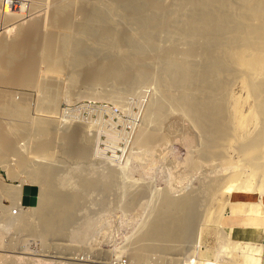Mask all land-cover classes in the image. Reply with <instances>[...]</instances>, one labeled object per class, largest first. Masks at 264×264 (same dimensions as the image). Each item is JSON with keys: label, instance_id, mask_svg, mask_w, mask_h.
<instances>
[{"label": "rangeland", "instance_id": "1", "mask_svg": "<svg viewBox=\"0 0 264 264\" xmlns=\"http://www.w3.org/2000/svg\"><path fill=\"white\" fill-rule=\"evenodd\" d=\"M17 1H20L19 3H22L23 5H25L24 13H23V11L19 10L21 13L20 14L19 11L17 12L16 9L14 10L12 8L14 10L13 12H15L18 16H15V17L9 16L8 18L6 17L5 20H6V22H8V24L9 23L10 24L15 23L16 25L15 24H13V25L9 24V26H11V27L6 28L5 31H4V29H1L3 27L2 25H4L3 22L5 20L4 19L1 20V18H0V29H1L0 30V39L8 41V43L9 42L13 43L17 40H20L19 41V43H20L21 41H23L25 39L24 37L26 36L27 32L32 33L30 31H33L34 33L37 34V38H35L36 50L39 49V51H42L41 48L43 47V49L45 51V49H46L45 47L47 46L45 44H47L46 39H47L48 33L50 35L53 30H50L49 26H51V24L48 23L49 21H46L48 19L42 20L43 22H45V23H42V24H44L45 28L43 26L40 27L41 22H39L38 19H40L39 17L45 18V17H47L46 15L50 14L49 13L51 11L50 0H45V1L44 0H36V1L35 0H17ZM76 1L80 2L81 0H75V6H73V7H77L79 4V2H78V4L76 5V3H77ZM107 1L110 2L111 0H107ZM159 1H162L161 3L163 5L164 4L165 5H171V3H175V2H179V1H183V0H179V1L178 0H158V4L160 5L161 3H159ZM217 1L218 0H216V2ZM226 1L228 2V0H225V2ZM238 1H241V2H239L240 4H238ZM244 1L243 0H237L235 2H237V4L242 7L244 5ZM253 1L254 0H252V2ZM216 2L213 1L214 4L212 5L211 4L212 1L210 0V4H209L211 6H214L212 9L210 8L211 10L214 9L213 10L214 12H216L217 10L219 11V9H220V8H218V6H216V8H215ZM229 2L233 3L232 0L231 1L229 0ZM260 2H261V0H260ZM260 2H258L259 5H260ZM263 2H264V0H263ZM258 3L256 6H258ZM175 4L177 5V3H175ZM178 4H180V3H178ZM182 4H183V2L181 3V5L179 7H181ZM235 4L236 3H234L233 4L234 6H232L233 8H231V11H230L231 13L229 12L228 9L227 10L229 13L227 12V10H225L229 14V15L226 14L229 17L228 18L229 20H227L226 22L229 21V23H233L231 17H234L233 18V20H234L237 17V15H242V13L239 14V11L243 12L242 8H240V6H237V4L235 6ZM253 5H252V7H253ZM30 6L32 7V9ZM38 6H40V8ZM246 6H247V2H246ZM246 6L244 5V7H246ZM256 6H254V7H256ZM263 6H261V8H259L260 7L259 6L256 9H258V10L260 9L259 11L262 12L261 9L263 8V10H264ZM165 7H167V6H165ZM237 7H239V8L237 9ZM34 8H36V9H34ZM176 8H177V6H176ZM208 8L209 7H207L206 9H208ZM234 8H236L237 10H239V9L240 10L237 12V10H235ZM249 8H251V5ZM40 9H42V10L44 9V10L41 12ZM188 9H189L188 11H191L190 8H188ZM248 9L246 10V12L248 11L246 15L250 16V14H248V13L251 12L253 9L252 8H251L252 10L251 9L248 10ZM76 10H78V9L74 8V11L72 10V12H75ZM183 10H186V7L184 9H182V12H181L182 14L179 13L180 16L177 14V16L181 17L180 22L182 19H184L182 16L186 13L184 11L185 13L183 14ZM208 10H207V13L209 12ZM232 10H234V13ZM243 10L245 11L244 8H243ZM255 10L252 11V13H255V16L258 14L260 15V14L264 13V12L258 13L259 12L258 11L256 14ZM37 11H40L41 13L38 12L39 13L38 14V13H36ZM220 11H221V9H220ZM235 11L237 12V15H235ZM76 12H75V14H76ZM78 12H79V10H78ZM171 12H173V11H171ZM171 12H170V14H172ZM222 12L223 11H221V13ZM79 13H81V12H79ZM125 13H127V15H128L129 12L125 11ZM190 13H188L187 16H189ZM130 14H131V12H130ZM133 14H136V13L134 12ZM230 14H232L233 16ZM243 14H245V12H243ZM78 15L79 14L77 13V17H78ZM125 15H123L125 18L124 21H126L127 19L128 20L126 22L120 21L119 24L117 22V25H116V26H118L117 29H119V28L125 29V27L127 26L126 28H128V29L130 28L131 31H134V32H132L134 34L135 33L136 34L141 33L142 31H144L143 28L146 27V26H144L146 24L145 18H144L145 22H143V17L142 18L139 16L135 17V18H138V20L141 19L140 21L143 22V24L145 23L143 25L140 22V25H139L138 20H137L138 23H135V22L133 23V21H136V19L132 18L135 20H131V19H129V18H131L130 15H129V18H127L128 16H125ZM172 15L174 16L175 14H172ZM168 16H170V15H168ZM260 16H259L260 18L264 17L262 15H260ZM80 17L81 16L79 15L78 18H80ZM120 17L121 16H118L117 19L118 20L121 19ZM184 17H186V15H184ZM211 17H212V15H211ZM242 17H244V16L242 15ZM246 17L248 20L249 19L248 16H246ZM252 17H251L250 21L252 20ZM47 18H49V15ZM188 18L190 19V16ZM253 18H256V17H253ZM19 19L20 20L22 19L23 21L22 20L20 21ZM129 20L132 21L131 23H133V24L128 23ZM255 20L251 21V22H255ZM38 22H39V24H38ZM182 22H184V20ZM6 24L7 23H5V25ZM45 24H46V26H45ZM228 25L230 26V24H228ZM228 25L227 26L225 25V26L227 29L226 31L229 32V30L232 27L231 26L229 27ZM232 25H234V23ZM21 27H22V29H21ZM227 27H229V28H227ZM53 28L54 27L52 26L51 29H53ZM139 29H141V30L143 29V30L141 32H138V31H140ZM170 29H171V31H170ZM178 29L179 28H176L174 26H170L169 30L160 31L161 33L156 30L157 32L152 37V39L151 40L147 39L144 42V43H147V45L145 44L147 47L146 52H145L146 48L144 50H141L133 44H129V45L127 44L128 47H127L126 43H125V46L123 43H118V45L117 44L112 45V44L101 42V40L99 41L98 39L95 40V42L93 40L94 38L93 39L91 38L93 41L91 39H88L92 36H89V37L84 36L85 38L82 36V39L85 40L87 38V41L90 40L91 42L88 41L89 44L93 43L92 45H94V48H96V49H94L92 47V45H87V46H89V48L87 49V52H86V50H84L85 52L84 51L82 52L83 54L85 53L84 55L82 54L84 56V57H82V59H80L81 58L80 56H82L81 51L76 52L78 55L80 53L79 56L78 55L75 56V54H73V53H75V51L72 53L73 55L70 53L72 51H69V53L66 52L65 55L69 54L68 57L66 56L67 60H69V61L66 62L65 58H64V60H65V63L69 62V64L67 65L68 68L66 67L65 63H63V64H61V62L58 63L59 67L64 66L63 69H60V68L58 69V66H57L58 64H56L57 67H55V64H53V66H54V70H53V67L50 66L52 63L51 64L49 63L50 65H47V61L42 60V59L41 60L43 62L39 61L40 60V56H39L40 52L38 53V50H37V51H35L37 53L35 54V52H34V55H33L34 58L37 59V61H38L37 62L36 60H34L36 71H32L33 72V80H31V82L28 84L20 85L18 83H15L16 84L15 85L14 83L12 84L9 82L10 78L15 76V75L16 76L20 75L23 77V74L24 75L26 74L27 71L23 72V71H20V69L18 68L19 63H18V66H16V64L12 66V69L14 68L13 70L18 72V74L15 71L12 72V69H7L9 71L5 70L7 72L4 71L5 77L8 78L9 80L6 81L5 83L0 82V99L3 98L1 100V101H3L5 98H7V99H5L6 101L4 100L5 102L3 101L4 103L3 102H1V103L7 104V106H8V104L10 105V103H11V105H10L11 107H12V105L14 107V104L21 105L22 103H24L23 106L25 107V105H26L25 108L28 109V110L24 109V107L21 105V107H23V109L26 110V112L28 111L27 112L28 114H26V116H28L27 119H26V116L24 117L27 121L23 118L24 119L23 121H25L28 124L27 125L25 123L28 126V128L26 126L28 131L27 132L25 131V134L24 133L20 134V137L17 138L18 140H16L17 144H15V145L18 147H21V150L23 149L26 152V155H27L29 162L27 163V165H25V166H27L26 168L28 170L25 169V166L19 164L21 167L20 168L21 171H20L19 165L17 164L19 162L17 161V163H16L15 160H17V157L14 155V153H13V155H12V153H10L11 155L10 154L6 155L5 157H3L4 159L0 160V191H1L0 192V264H136V263H139V264H244V258H243L244 255L243 254H245V253L247 254L248 252H250L252 245L260 247V251L255 253V258H259L258 259L259 264H264V192H260L257 190L258 184H260V183L264 184V169H263L264 168V165H263L264 164V145H262L263 146L262 147L263 150H262L260 145L263 143L259 144L260 148L258 147L259 148L258 150L260 152H258V151L257 152L262 154V152H261V150H262L263 155L259 154L258 155L259 157L256 155L257 158L255 157V159L257 160L260 168H258V170L256 169L255 171H254L255 166L253 165V163L255 162V159L253 158L254 159V161L252 160L253 162H251V160L250 161L248 160L249 162H247L246 157H244L245 155L242 154V152L244 153V150L242 151L241 150L242 148L240 147V146L243 147V145H244L242 142L243 140H244V142L245 141L248 142L247 139L245 140V138H247V137L252 138V135L255 136L254 138H256V137H258V133H260V131H261V133L264 134V130H263L264 129L263 128L264 127V116H263L264 115V113H263L264 107H262L264 104L263 103L264 102V100H263L264 95H262L263 92L261 94H259L261 97H263L262 98L263 101L259 102L257 100H260L261 98L259 96L255 97L256 95H258V93L255 92L256 95H254L256 100L253 97V94H250L252 91L251 89H253V88L249 87L250 82H252V81L249 82L248 78L251 79L253 77V74L251 77L245 78V76H247V74L249 72H246V74H245L244 72L246 70L243 71V70H241V68H238V67H237V69L240 71V73H242L243 77L241 74H238L239 73L238 71L233 72L234 69H231V68L236 67L237 66L236 63H235V66H232L231 68L228 67V69H230L231 72H229L230 70H225L229 73V75H231L230 73H233L232 74L233 76H231L232 79L230 78V76L229 77L227 76V74H228L227 72H226L225 76H226V78L228 77L229 79L225 80L226 78L225 79L222 78V77H225L223 75V73L225 74V71L222 72L221 67L218 70L220 72H217L218 76H219V73H222V74H220L221 77L219 76L221 80H219V78H217L218 84L220 81V84H219L220 86L219 85L218 86L221 90H219L217 87V91L215 90V93L221 92V95L224 97V98L222 97V100L224 99L223 101H225V102L223 104L222 103L221 104L224 106V107L223 106L222 107L224 108L223 111H225V112H222V113L227 114L226 121L229 120V122L227 121V123H229V124L231 123L232 125L230 124V126L231 127L233 126L230 129V127H228V125H226V127H228V129H230V131H229L230 133H227V131H226L227 136L231 134V137L228 136L229 138H227V139L224 138L225 141L223 139V142H222V138L220 141V139H219L220 136L216 135L218 133L217 132L218 130L215 131V132H217V133H215V136L218 138V140L221 143H223V144H221L218 141V144L220 145L219 146L217 144L218 147H216L217 145L215 146V143H217V142H215V143L213 142L215 138L211 137V136H213V133H214L213 130H216L215 129L216 126H215V128H214V126H212L213 127V129H211L212 132L208 128V130L212 134L207 133L206 127L204 129L205 131H203L204 127L201 128L200 125L202 123H204V125L202 124L203 126H207V127L211 126L210 125L211 119L210 120L204 119L205 121L209 120L208 122H206L209 126L207 124L205 125V122L202 120H201V124H199V122H195L196 120L194 119V117H192V115H189L188 113H186L185 105L182 104L183 102L180 101L181 97L178 96L180 91L175 89L176 87H174L173 89L170 88L172 91L169 89H166V90H168L166 94H165L166 90L160 91V88H159V92L164 93L166 97H167V94H169V97L172 94L173 99L171 96L170 99L172 101L171 100L168 101L170 103L166 102V105H168V107L165 106V111L161 115L160 120L157 119L159 121V124L157 122L158 126H156L157 125L156 122L151 123L147 120V115L149 114V110L151 111V109H152L151 105L156 100H158V98L155 101L153 99V98H155L156 95H157L156 97H158V95H159V94H157V93H159V92H157L158 91L157 82H156L155 78H153V77L157 76L156 74L160 75L159 73H161V70H162L161 68H163L162 64H164L163 61H165V59L163 60L162 57L166 58L167 56H170V57L171 56L175 57V55L178 56L180 49L185 47V46L183 47V44L181 45V42H178V40L181 41V39L177 38V37H180L182 35L184 37V35H186V33L184 30H183V33H181L182 32L181 27H180L181 30H178ZM118 31H122V30H118ZM231 31H232V29H231ZM3 32H5V33H3ZM171 32L173 34H171ZM228 32H226V34ZM38 33H39V35H38ZM72 33H74V32H72ZM163 33H165V34H163ZM168 33H169V35H168ZM36 34H35V37H36ZM65 34L70 35L71 32L70 33L67 32ZM174 34H176L177 36H175ZM230 34L232 36V33H230ZM230 34H227V35H230ZM22 35H23V37H22ZM227 35L225 36L226 38H228ZM19 36H21V38H19ZM231 36H229V37H231ZM78 37L76 34L75 38H78ZM154 37H155V39H153ZM22 38H24V39H22ZM48 38H49V36H48ZM80 38H78V39H80ZM162 38H163V40H162ZM183 39L188 40L187 35H186V38L184 37ZM153 40H154V42H153ZM164 41H166V42H164ZM185 41L186 40H183L182 43H184ZM84 42H86V40ZM88 42H86V43L88 44ZM150 43H153V44H150ZM166 43H168V44H166ZM157 44L160 46H158ZM161 44H163V45H161ZM225 44H224V46H226ZM262 44L264 46V40H263V42L261 41L260 45H262ZM122 45L124 46L125 50H127L131 53L125 51L123 49ZM234 45L235 44H233V47H234ZM90 46L95 50V52H92L94 50H92V48L90 49ZM98 46H99V48H98ZM132 46H134V47H132ZM263 46L257 47V48H259L258 50L260 52L262 51V50H260V48L263 49L264 48ZM158 47H159V49H158ZM226 47L227 48L229 47L228 44ZM233 47L231 46V48L229 49L230 53L235 51V49ZM236 47L237 46H235V48ZM253 47L255 48L256 46H253ZM176 48L179 50H176ZM89 49H90V53L92 52L95 56L93 54L90 55V53L88 52ZM138 49L140 50V52L141 51L145 52V54H146V55L144 54L145 57H148L147 55L150 56V58L149 57L148 58L151 61L145 57H144L145 58L144 60L148 59L150 62H153L155 58H157V59H155L156 63L154 62V63H152V65L150 62H149L150 63V65H149V63L147 61L143 60V62H146L148 64V65L145 64L143 66V70H144L146 76L144 75V77L141 78V80H136L137 81V82L135 81L136 84L133 82L132 83L133 86L130 89H128L126 87L127 86V85H125L126 83H123L121 80H118L119 77L117 78V76H114L115 78H113V76H111L110 77L111 80L108 77L107 78L108 83H106V81L104 80L105 79L104 77H103V81H102L101 79L97 78L95 76V74H93L94 76H91L92 72L94 71V70H92V69H94L93 68L94 66H92V65L97 66L99 64V66H100V63L101 62L104 63V61H105L104 64L106 65V62L111 60V56H115V57H116V55L117 56H122V55L123 56H125V55L130 56L132 54V52H133V54L131 56L132 57L136 56V54L139 53ZM162 49H164V50H162ZM231 49H232V52H231ZM258 50L256 52L260 53V52H258ZM247 51H248V53H250L253 50H252V48H251V50H248V48H247ZM120 52H121V54H119ZM86 53H88V54H86ZM263 53L264 52H262V54ZM70 54H71V57L73 56V58L75 57V59H76V57H78L80 60L76 59L78 61H75V59H74V62H75L74 63L72 60L73 58L72 59L70 58ZM110 54H112V55L110 56ZM35 55L37 57H35ZM65 55H64V57H65ZM85 56H87L86 58H88V59H85ZM101 56H102V58H100ZM108 56H110V57H108ZM159 56H161V57H159ZM231 57H232V55H231ZM83 58L85 61H83ZM228 58H229V54H228ZM86 60H88V61H86ZM231 60H232V58H231ZM231 60H229V61L231 62ZM44 61H45V63H44ZM53 61H54V59H53ZM227 61H228V59H227ZM70 62L71 63L73 62V65H71ZM79 62H81V65L84 63L85 64L81 66L80 64H78ZM98 62H100V63H98ZM110 62H107V63L109 64ZM143 62H141L142 65H143ZM76 63L78 65L77 67H79V68L76 67L77 69L74 68ZM104 64L103 65L101 64V66H104ZM190 64H193V63L191 62ZM228 64L234 65V63H232V62L228 63ZM195 65H197V64L195 63ZM91 66H92V68H91ZM146 66H148L149 68ZM206 66L207 65H205V67ZM80 67H82L83 69ZM226 68L227 67H225V69ZM16 69L17 70L19 69V70L17 71ZM79 69H82V71ZM86 69H87V72H86ZM237 69L235 68V70H237ZM223 70H224V68H223ZM84 71H85V73H84ZM146 71H149V73ZM150 71H152V72H150ZM154 71L156 72V74H154L155 73ZM89 72H91V74H89ZM165 72H166V74H165ZM170 72H171V68L168 69L167 71H164V73H163L164 74L163 79H164V82H166V83H168V78H169ZM11 73H13V75ZM147 73H148V75H147ZM149 74H151V75L154 74V76L151 77ZM250 75H251V72L249 73V76ZM237 76H238V78H237ZM255 76L256 75H254V78H255ZM70 77L75 78L76 81L73 82ZM87 77H89V78H87ZM239 77H241V78H239ZM92 78L94 80L96 79V82H94V80ZM144 78H147V79L144 80ZM150 78H151V80L153 78L154 82H153V80L150 81ZM254 78H252V80ZM75 79H73V80H75ZM89 79L90 80L92 79L93 81L92 80L90 81ZM222 79L225 81H222ZM245 79H247V80H245ZM257 79H258V77H257ZM142 80H144L145 82ZM99 81L103 82V83L100 82L102 85L99 83ZM111 81H112V83H111ZM138 81H140V82H138ZM92 82H94V83H92ZM253 82H254V80H253ZM105 83H106V85H104ZM221 83L224 85H222ZM252 83H251V85H252ZM17 84H18V86H17ZM134 84H135V86H134ZM153 84H155V85L153 86ZM246 84H248V85L246 86ZM45 85L46 86L50 85V86H47L48 87L47 88ZM189 85H190V83H189ZM44 86L47 89L44 88ZM195 86L197 87V85H195ZM91 87H93V88H91ZM124 87H126V88H124ZM128 87H130V85ZM190 87H192V84ZM247 87H249L248 90H247ZM49 88H51V90ZM188 88L189 87H187V89ZM194 88L192 87L191 90L193 91ZM222 88H224V89H222ZM43 89L45 91H43ZM156 89H157V91H156ZM56 90H57V92H56ZM189 90H190V88H189ZM168 92H171V93H168ZM50 93H51L50 96H55V97L58 96L57 101H59V103H57V101H56L55 104L57 103L58 105L56 104L57 107L54 106V108L55 107L57 108L56 110L53 109V107L50 108V106L45 104L44 100L46 99V101H47V99L50 96L49 97L47 96L48 98H45V97H46V95H49ZM57 93H60V94H57ZM218 93H216L217 97H219V96L221 97V95L220 94L218 95ZM42 96L44 97V100H43ZM206 96L208 98L207 94H205V98H206ZM10 97H11V99L12 98L13 99L9 100ZM202 97H203V95H202ZM40 99H42V101ZM8 101H10V102H8ZM6 102H8V103H6ZM12 102H15V103H12ZM39 102H41V103L43 102L47 106H44L43 104H41ZM259 103H263V104H261V107H260ZM227 105H228V107H225ZM253 105H254V107H252ZM256 106H257V108H258V106L261 109L263 108V110H261L260 108H258L259 110H257ZM44 107H45V109H44ZM148 107H149V109H148ZM194 107H196V106L194 105ZM235 107L239 112L236 111ZM248 107H249V109H248ZM225 108H227L228 110ZM46 109H48V110H46ZM51 110H52V112H51ZM226 110H227V113H226ZM55 111H57V112H55ZM170 111H171V113H170ZM235 111L238 113L235 114L236 113ZM261 111L263 113L262 115L257 114V113H261ZM255 112L257 115L255 114ZM3 113H5V112H3ZM3 113L0 110V119L2 120V121H0L1 123L11 124V123L17 122L18 118L17 119L15 118V120H14V118H10L6 113L5 114H3ZM241 114H242V116H241ZM58 115H60V116H58ZM258 115H261L262 117L261 116L258 117ZM164 116H166V117H164ZM221 116H222L221 122L223 121L226 123V121H224L225 118H223L225 115L224 116L221 115ZM228 116L231 118H229ZM9 118H10L11 123L9 121ZM242 118H243V121H245L244 118H246V122H247L246 125L247 126L245 125V122L243 123L245 125L246 129L244 127L242 129L238 125V123H239L238 119L242 120ZM252 118H254L255 120ZM11 119H13L14 121ZM39 119L48 120V122H50V123L53 120H54V122L56 121V123H54V126L56 128H54V126L52 125L53 127H51V129L52 128H54V129H52V131L50 129V132H51L50 138L52 139V142H54V143H51L52 145H50V147H49L50 148L49 152L45 151L41 154V156L39 155L40 153H37V151H35V148H34L36 141H38L39 138L41 139V137H42L40 135L41 132L38 134L37 130L34 128V127H37V122H39ZM211 121L213 123V120H211ZM154 124H156V125H154ZM235 124L239 126L238 132L235 131L237 129V126ZM66 126L68 127L67 131L70 130L69 133L65 132ZM84 126H85V129L87 128L86 129L87 133L89 134L92 142L95 141V143L94 142L92 143L93 144V147H92V149H93L92 156L93 157L91 156V160L90 159L89 160L84 159L85 163L80 162L81 160L83 161V158L82 159L80 158L81 156L79 157V156H77V154H75V156H74V154H73L74 152H76L75 150L77 149V144H78V142L76 140L77 138H75V137H77V136H75L76 132H78V129H80V127L82 128ZM198 127H200L201 129H199ZM145 128H146V130H148L147 131L148 133L147 132L146 133L150 137L149 138L148 136L147 137L143 136L144 138H149V140H150V141L148 140L149 142L146 140L148 142V143L145 142V146L147 145L146 147L135 144L137 138L142 135L141 132L145 133V131H146ZM234 128H235V130H234ZM260 128H262V129H260ZM150 129L153 132L156 130L158 132L157 135L155 132L154 133L151 132V134L153 133V135H151L149 132ZM228 129L225 128V130H228ZM232 129L235 131V133H238V135L236 134L237 137L235 135H232V134H234L231 131ZM33 130L36 131V133L33 132ZM88 130H89V132H88ZM141 130H144V132ZM159 132L161 133V135H163L162 138H160L161 135H159ZM32 133H34V134H32ZM224 133H225V131H224ZM64 134H66V135H64ZM138 134H139V136H138ZM147 134H145V135H147ZM154 134L158 137V139L160 138L161 141H160V139L159 140L157 139L155 141L152 140L151 137L154 138L155 137ZM206 134L210 137H207ZM263 134H262V136H261V134H259V136H261L260 140L262 138V140L260 142H264ZM39 135H40V137H39ZM233 136L236 137V140H234ZM243 137H244V139H243ZM140 138H138V139H140ZM210 138L213 139L212 142L209 141ZM239 138L241 139L242 143L239 141ZM248 139H250V138H248ZM216 140L217 139H215V141ZM251 140L252 139H250L249 141H251ZM156 141H157V143H156ZM163 141H164V143H163ZM237 141H239V142H237ZM159 142H161V143H159ZM208 143L210 144L209 147L211 146L210 148H213V149L217 148V149L212 150V149H209L208 146L204 145V144L208 145ZM213 143H214L215 147L213 146ZM53 144H54V146H53ZM237 144H238V147L241 149L236 147ZM225 148H226V150H225ZM208 149L210 151H208ZM213 152H214V154H213ZM238 154H239V156H238ZM74 157L75 158L79 157V158L75 159ZM5 158L8 161H6ZM42 159H44V160H42ZM77 160H79V161H77ZM229 160H230V162H229ZM257 162H255V164ZM38 163L42 164V166L44 168H42V166H40L41 167V170H40ZM46 164L49 166L52 165V167H53L52 171H53V169L56 171L58 169V170H61L62 173H64V172L65 173H69V172L74 173V172H79V171L84 170V172H86L87 174H91V176L94 175L95 177H97L101 171L105 172L107 170L108 171L110 170L111 172H115L114 174L117 173L118 175L119 174L120 175H119V177L117 174L115 175L116 181L114 179L115 183L109 192L107 191V192L103 193V192L99 191L98 188H95L94 192L91 191L93 194L91 192H89V193H91V194H88L89 196L87 195V198H89V200L86 198L87 201H85L82 204L83 206L81 205L79 207L80 210L81 209H83V210L77 211L78 212L77 215H79V216H76V219L72 220V222L74 221L73 223H71L72 226L70 225V223L68 225H66V227L69 225L70 226L67 228L65 227L66 231L63 230L64 234H62L63 233L62 232V233L57 234V236L49 235L50 237L43 236V238H42V234L40 235L39 233H37V230H39L38 229L39 228V223H38L39 220L37 217H34V218L37 219V220L35 219V221L38 224H35L36 222L33 221V219L31 220L32 225L34 224V225L38 226V228H36V232H34L35 230H33L34 234L31 233L32 230H29L30 232H28V230H26L27 232H25L23 230L24 231L23 232L20 227H19L20 229L17 228V226H19V224L17 225V222L18 223L20 222V221H17L18 216L20 214V208H18V206H14V202H13L12 198H10L9 196L7 197V194L3 193V189L5 192L8 190V188L17 187V186L21 185L22 182L23 183L25 182L26 184H28L30 181L29 180V178H30L29 172H31V170H33L35 168H39L38 170H40V172L44 169H45L44 171H46L47 169H49L48 167L44 166ZM192 164L193 165L195 164V165L193 166ZM81 165H83V166L81 167ZM22 167H24L23 170H22ZM80 167L83 169L81 170ZM93 167H95V168H93ZM109 167H110V169H109ZM261 167H263V168H261ZM26 170L29 174L28 176H27V172H25ZM38 170L35 169L34 172L38 171ZM50 171L51 170H49V172ZM93 171L96 174L95 173L93 174L92 173ZM238 171L241 172L242 176L238 177L239 179L238 178L234 179L236 176H240V175H237L239 173H236ZM118 172H120V173H118ZM234 172L236 175L233 174ZM54 173H55V171H54ZM56 173L58 174V172H56ZM251 173H253V174H251ZM57 174L55 175V177L57 176ZM233 175L235 177L231 178V176H233ZM55 177H53V179L51 178L53 180V181L52 180L51 181L54 182L52 186L57 187V184H58V188L60 190H61V188H63V189L68 188V187H66V185L63 182L60 183L61 181L65 182L64 176H63L64 180H63L61 175H59V177L58 176L56 177V179L61 178V179H59V181L57 180L58 183H56V180H54ZM247 179H248V181L249 180L252 181L251 182L253 185L252 189L250 191H241L240 193H239V191H236L235 189H238L241 186L240 183H242L244 180H247ZM230 180H232V181H230ZM238 181L239 182L241 181V182L239 183ZM65 183H67V182H65ZM116 183H117V185H116ZM59 185L60 186L63 185V186H61V188H60ZM117 186H118V188H117ZM211 186H212V188H211ZM230 186H232L231 190H230V188H228ZM254 188H255V190H254ZM167 190H168L169 194L173 195L172 199H174L176 197L177 198L183 197L186 194H187V196L189 195L190 197L192 195L193 199L196 197L194 199V203L196 202V204L195 205L193 204V209H195L194 214H196V216L192 215V216H195L194 217L195 219L192 218V224H191L192 227L190 228L191 230H189L191 233L188 232L187 235H189V236L185 237L184 240L187 239L185 242H183L184 240L181 241V243H180V241H178L179 243H177V245H175V246H178L179 244L181 245V246L179 245L181 248L179 246H178L179 248L176 247L178 250H176V248L174 246L173 247L175 248V250L173 249V247L171 248L172 250L164 249V247H166L167 244L164 246H160L161 249H158L159 246H157L158 248L156 246H155L156 248L150 247L151 249L149 248V250H148L149 252L146 249L145 250L146 252L143 253L144 249L142 250L140 258L142 256V254L143 255L145 254L143 256L144 258H141L139 260V262H138V259H136L137 261L136 260L133 261L135 258L132 260V258H133V255H132L133 252L132 251H133L137 236H139V234H141L143 232V230H145V229H143V227L147 228V226H148L147 224H149L151 219H154V217L152 215H156L158 211L160 212L163 209V207L162 208L160 207V205H161L160 203L163 201L162 200L163 199L162 194L164 193L163 195L166 196ZM94 193H95V195H94ZM171 195L167 194V197H171ZM118 198H120V199H118ZM160 198H162V199H160ZM68 199H69V197H68ZM100 199H102V200H100ZM160 200H162V201L160 202ZM90 201H91V203H90ZM98 201H100V202H98ZM21 204H22V207H25V205H23V203H22V200H21ZM93 204H95V205H93ZM92 206H93V208H91ZM161 206H163V203ZM11 207L12 208L14 207V209H16L18 213L13 214L12 213L13 211L10 210ZM158 207H159V209H158ZM155 208H156V210H155ZM160 208H161V210H160ZM81 213H83V214H81ZM11 215L16 217V218H14L16 221V222H14L16 224V226L14 223H13V225H11L9 223V221L12 217ZM149 216H151V219ZM14 219L12 217L13 221H14ZM18 220H20V219H18ZM33 226H32V228H33ZM35 227L36 226H34V229H35ZM65 233H66V235H65ZM63 236H65V237H63ZM22 237H24V238H22ZM44 237H46V238H44ZM237 242H239V247H240V248L238 247L239 249L236 248V245H235V243H237ZM9 247H10V249H9ZM169 247L167 246V248H169ZM182 248H183V250H182ZM236 249L238 251H236Z\"/></svg>", "mask_w": 264, "mask_h": 264}, {"label": "bare ground", "instance_id": "2", "mask_svg": "<svg viewBox=\"0 0 264 264\" xmlns=\"http://www.w3.org/2000/svg\"><path fill=\"white\" fill-rule=\"evenodd\" d=\"M36 1V0H35ZM45 1V0H44ZM179 1V0H178ZM212 1V5L214 4L213 3V1H215L216 2V0H211ZM231 1V0H230ZM233 1V3L232 2H229V0H228V2L226 1L225 2V0L223 1V0H218L216 3H215V8H216V6H218V8H220L221 9V11H225V10H229V12L231 11V8H233L232 6H234L233 4L234 3H236L237 4V2H235V1H237V0H232ZM244 1V0H243ZM257 1V0H256ZM255 0L252 2V0H245L244 1V5L246 6V2H247V6L246 7H244V5L241 7L240 5H238V4H240L239 2H241V1H238V4H237V6H240V8H242V11L243 12H245V14H243V12H240L239 10H237L239 7H237V9L236 8H234L235 10H237V12L239 11V14L240 13H242V15L244 16V17H242V15H237V12L235 11V15H237V17L233 20V18L234 17H231V19H232V21H233V23H234V25H232L233 23H229V21L228 22H226L227 20H229L228 18V10H227V12L224 14L223 12V14L221 13V11H220V9H219V11L217 10L216 12H214L213 10H211L214 6H211V5H209L210 4V0H183V1H179V2H175V3H177V5L175 4V3H171V5H163L161 2L162 1H159V3H161L160 5L158 4V0H111L110 2L109 1H107V0H81L80 2L79 1H76L77 3H76V5L78 4V2H79V4H78V6L77 7H73V6H75V0H50V9H51V11L49 12L50 14H48L49 15V18H47L48 17V15H46L47 17H45V18H42V17H39L40 19H38L39 20V22H41L40 24H41V26L40 27H44V24H42V23H45V22H43L42 20L43 19H48V20H46V21H49L48 23L49 24H51V26H49L50 27V30H53L52 32H51V34L49 35V33H48V36H49V38H48V36H47V39H46V42H47V44H45V45H47L45 48V51H44V49H43V47L41 48V50L42 51H39V49H37L38 50V53L40 52V54H39V56H40V60L39 61H41V62H43L42 60H45V61H47V65H50L51 63V67H53V70H54V66H53V64H55V67H57L58 66V69L60 68V69H63L64 68V66L63 67H59V64L58 63H60L61 62V64H63V63H65V60H66V62L67 61H69V60H67V57L69 56V54H67V55H65V53L66 52H68L69 53V51H72V52H70L71 54L75 51V53H73V54H75V56H77L78 54L76 53V52H80L81 51V55L83 54L82 52L84 51V50H86V52H87V49L89 48V46H87V45H92L93 43H90L89 44V42L88 41H90V40H88L87 41V38L85 39L86 40V42H88V44L86 43V42H84L85 40L84 39H82V36L84 37H89V36H92V37H90V38H88V39H93L94 40V42H95V40H101V42H104V43H108V44H112V45H118V43H123L124 44V46H125V43H126V45L128 44H133V45H135V46H137L139 49H141V50H144L145 48V52H146V50H147V47H146V45H147V43H144L145 42V40H151L152 39V37L156 34V32L157 31H163V30H169V27L170 26H174V27H176V28H179L178 30H181L182 32L181 33H183V30L185 31V33H186V35H187V38H188V40L187 39H183L184 37L186 38V35H184V37H183V35L182 36H180V37H177V38H180L181 39V41L180 40H178V42H181V45L183 44V47L184 48H182V49H180V52H179V54H178V56L177 55H175V57L174 56H167L166 58H164V57H162L163 58V60L165 59V61H163V63L164 64H162V66H163V68H161L162 70H161V73H159L160 75H158V74H156V72L154 73V74H156L157 76H154V74L153 75H151V74H149L151 77L152 76H154L153 78H155V80H156V82H157V88H158V91H157V89H156V91L157 92H159V88H160V91H165L166 89H169V90H171L170 88H174V87H176L175 89H177L178 91H180V93L178 94V96H180L181 97V100L180 101H182L181 103L182 104H184L185 105V108H186V113H188L189 115H192V117H194V119L196 120L195 122H199V124H201V120L202 121H204L205 122V125L207 124L206 122H208L210 119L211 120H213V123H212V121L210 120V125L211 126H209L208 124V126L209 127H207V126H203L204 125V123H202L201 125H200V127L201 128H203V131H205L204 129H205V127H206V130H207V133H210V134H212L211 132H212V130L211 129H213V127L212 126H214V128H215V126H216V130H213V136H211V137H213V138H215V139H217L216 141H215V139H214V143L215 142H217V143H215V146L218 144V138L215 136V133H217L216 135H218V136H220L219 137V139H220V141H221V138H222V142H223V139L225 138V139H227V138H229V137H231V134L230 135H228L227 136V133H230L229 131H230V129L233 127H231L230 126V124L229 123H227V121L229 122V120H227L226 121V118H227V114H224V113H222V112H225V111H223V103L225 102V101H223L222 100V95H221V92H216V93H218V95L220 94L221 95V97L219 98V97H217V94L215 93V90L217 91V87H218V89L219 90H221L220 88H219V84H220V81H219V84H218V79L217 78H219V80H221L220 79V77H221V75L220 74H222V73H219V76L217 75V72H220V71H218L219 70V68L221 67V69H222V72L223 71H225V70H230V69H228V67L229 68H231L232 66H235V63H236V67H232L231 69H234V71L233 72H235V71H238L239 73L238 74H241L242 75V73H240V71L237 69V67L238 68H241V70H243V71H245L244 73L246 74V72H251V75L249 76V73L247 74V76H245V78L246 77H251L252 76V74H253V77L252 78H254V75H256L255 76V78L253 79L254 80V82H253V80H252V78L251 79H249L248 78V80H249V82L250 81H252V82H250V85H249V87H251V88H253V89H251L252 91H251V93L250 94H253V97H254V95H256V93H258V95H256L255 97H257V96H259L261 99L260 100H257V101H259V102H261V101H263L264 100V98L263 97H261L259 94H261L262 92V95H264V53L262 54V52H264V48L262 49V48H260V50H262L261 52L258 50L259 48H257V47H262L263 46V44L262 45H260V43H261V41L263 42V40H264V17L263 18H260L261 16L260 15H262V16H264V13H262V12H264V10H263V8L261 9V11L262 12H260L258 9H256L257 7H259V8H261V6H263L264 5V2H263V0H261V2H260V0H258L257 2H256ZM20 1H17V0H0V18H1V20L2 19H6V17L8 18L9 16H18L15 12H13L15 9L17 10V12L20 10V11H23V13H24V7H25V5H23L22 3H19ZM166 2V1H165ZM174 2V1H173ZM183 2V4H182V6L181 7H179L180 5H181V3ZM256 2V3H255ZM258 2H260V5H259V3ZM178 3H180V4H178ZM218 3V4H217ZM231 3V4H230ZM255 3V4H254ZM257 3H258V6H256L257 5ZM41 4V3H40ZM167 4V3H166ZM217 4V5H216ZM236 4H235V6H236ZM242 4V3H241ZM254 4V5H253ZM43 5V4H42ZM163 5V6H162ZM175 5V6H174ZM250 5H251V8L253 9H251V8H249L250 7ZM252 5H253V7H252ZM165 6H167V7H165ZM172 6V7H171ZM176 6H177V8H176ZM249 6V7H248ZM254 6H256V7H254ZM31 7V6H30ZM39 8H40V6H38ZM179 7V8H178ZM186 7V10L188 11L189 9L188 8H190V10L191 11H186V10H183V14L184 15H186V17H184V15L182 16L184 19H182L181 20V22H180V19H181V17H179L180 16V14H182L181 12H182V9H184ZM207 7H209L208 9H206ZM264 7V6H263ZM14 10H13V9ZM38 8V9H39ZM44 8V7H43ZM74 8H76V9H78L79 10V12H81V13H79L78 12V10H76L75 12H76V14H75V12H72V10L74 11ZM192 8V9H191ZM211 8V9H210ZM217 8V9H218ZM243 8L245 9V11L243 10ZM249 8V9H251L252 11H254L255 9V11H256V14H257V12L258 13H262V14H258V15H256L255 16V13H252V11L251 12H249L248 14H250V16L252 15L253 17H256V18H253L252 16V20L251 21H254L255 19V22H251L250 21V19H251V17L249 16V15H246L247 14V12H246V10ZM255 8V9H254ZM31 9H32V7H31ZM34 9H36V8H34ZM248 9V10H249ZM44 10V9H43ZM42 9H40V11L42 12L43 11ZM207 10L209 11L208 13H207ZM211 10V11H210ZM20 11H19V13H20ZM40 11H37L36 13H38V12H40ZM125 11H127V12H129L128 13V15H127V13H125ZM133 11V12H132ZM171 11H173V12H171ZM185 11V12H184ZM233 11V13H234V10H232ZM40 12V13H41ZM130 12H131V14H130ZM136 13V14H133V13ZM146 12V13H145ZM170 12L172 13V14H175L174 16L172 15V14H170ZM176 12V13H175ZM191 12V13H190ZM214 12V13H213ZM35 13V14H36ZM48 13V12H47ZM77 13L82 17H80V18H78L79 17V15H78V17H77ZM180 13V14H179ZM188 13H190V19L188 18L189 16H187V14ZM193 13V14H192ZM213 13V14H212ZM231 13V12H230ZM232 13V14H233ZM252 13V14H251ZM21 14V13H20ZM33 14V13H32ZM39 14V13H38ZM126 14V15H125ZM177 14L179 15V16H177ZM192 14V15H191ZM226 14H228V15H226ZM232 14H230V15H232ZM37 15V14H36ZM41 15V14H40ZM123 15H125V16H128L127 18H129V15L131 16V18H129V19H131V20H135L136 19V21L138 20V18H135V17H143V22H145L144 24H143V22H141L140 20H138L139 21V23H138V21L136 22V21H133V23L135 22V23H138L139 25H140V22L144 25V26H146L145 28H143L144 29V31H142L141 29H139L140 31H138V32H141V33H132V32H134V31H131L130 30V28L128 29V28H126L125 27V29L123 28H119V29H117V27L118 26H116L117 25V22H118V24L120 23V21H124V16ZM168 15H170V16H168ZM211 15H212V17H211ZM248 16V20L250 21H248L247 20V17L246 16ZM42 16V15H41ZM118 16H121L120 18L121 19H117V17ZM168 16V17H167ZM172 16V17H171ZM193 16V17H192ZM233 16V15H232ZM260 16V17H259ZM175 17V18H174ZM246 17V18H245ZM18 18V17H17ZM20 18V17H19ZM123 18V19H122ZM126 18V19H127ZM132 18H135V19H132ZM146 20H145V19ZM187 18V19H186ZM12 19V18H11ZM15 19V18H14ZM24 19V18H23ZM34 19V18H33ZM186 19V20H185ZM259 19V20H258ZM3 20V21H4ZM20 20V19H19ZM22 20V19H21ZM20 20V21H21ZM118 20V21H117ZM128 20V19H127ZM126 20V21H127ZM145 20V21H144ZM184 20V22H182ZM258 20V21H257ZM9 21V20H8ZM23 21V20H22ZM35 21V20H34ZM126 21H124V22H126ZM130 21V20H129ZM128 21V23H131L132 21H130L129 22ZM231 21V22H232ZM10 22V21H9ZM39 22H38V24H39ZM227 24H226V23ZM4 23V25H2L3 27L1 28V29H4V31L6 30V28H8V27H11V26H9V24H8V22H6V20L3 22ZM5 23H7L6 25H5ZM21 23V22H20ZM47 23V24H48ZM127 23V24H128ZM133 23H131V24H133ZM13 24H15V23H12V24H10V25H13ZM48 24V25H49ZM228 24H230V26L232 27L231 29H232V31H231V29L229 30V32L228 31H226L227 29H226V26L228 25ZM16 25V24H15ZM123 25V24H122ZM130 25V24H129ZM226 25V26H225ZM45 26H46V24H45ZM54 27L53 29H51V27ZM142 26V25H141ZM229 26V25H228ZM229 26V27H230ZM137 27V26H136ZM143 27V26H142ZM180 27H181V29H180ZM229 27H227V28H229ZM37 28V27H36ZM45 28V27H44ZM0 29V30H1ZM12 29V28H11ZM21 29H22V27H21ZM31 29V28H30ZM39 29V28H38ZM40 30V29H39ZM117 30V31H116ZM118 30H122V31H118ZM157 30V31H156ZM177 30V29H176ZM11 31V30H10ZM22 31V30H21ZM24 31V30H23ZM27 31V30H26ZM170 31H171V29H170ZM174 31V30H173ZM2 32V31H1ZM30 32H32V33H29V32H27V34H26V36L24 37V38H22V39H24L23 41H21L20 43H19V41L20 40H17V41H15V42H13V43H8V41H5V40H2V39H0V82H6V81H8L9 79L8 78H6L5 77V72H7V71H9V70H7V69H12V66L13 65H15L16 64V66H18V63H19V69H20V71H23V72H25V71H27L26 72V74L24 75L23 74V77L22 76H13V77H11L10 78V83H18V84H20V85H22V84H28V83H30L31 82V80H33V72L32 71H36L35 69V61L34 60H36L37 61V59H35L34 58V52L35 51H37L36 50V46H35V44H36V41H35V38H37V34L36 33H34L33 31H30ZM48 32V31H47ZM70 33L71 32V34L70 35H67V34H65V33ZM72 32H74V33H72ZM226 32H228L227 34H230V33H232V36H231V34L230 35H227L226 34ZM3 33H5V32H3ZM20 33V32H19ZM54 33V34H53ZM161 33V32H160ZM7 34V33H6ZM24 34V33H23ZM35 34H36V37H35ZM41 34V33H40ZM76 34H77V37L78 38H80V39H78V38H75V36H76ZM159 34V33H158ZM163 34H165V33H163ZM171 34H173L172 32H171ZM228 36V38H226L225 36L226 35ZM38 35H39V33H38ZM53 35V36H52ZM168 35H169V33H168ZM175 36H177L176 34H174ZM181 35V34H180ZM225 35V36H224ZM229 36H231V37H229ZM22 37H23V35H22ZM46 37V36H45ZM84 37V38H85ZM19 38H21V36H19ZM230 38V39H229ZM16 39V38H15ZM44 39V38H43ZM82 39V40H81ZM91 39V40H92ZM153 39H155V37L153 38ZM161 39V38H160ZM169 39V38H168ZM172 39V38H171ZM37 40V39H36ZM41 40V39H40ZM45 40V39H44ZM43 40V41H44ZM92 40V41H93ZM162 40H163V38H162ZM161 40V41H162ZM183 40H186L184 43H182V41ZM38 42V41H37ZM45 42V43H46ZM61 42V43H60ZM91 42V41H90ZM149 42V41H148ZM153 42H154V40H153ZM159 42V41H158ZM157 42V43H158ZM163 42V41H162ZM164 42H166V41H164ZM170 42V41H169ZM177 43V42H176ZM226 43V44H225ZM101 44V43H100ZM146 44V45H145ZM150 44H153V43H150ZM166 44H168V43H166ZM172 44V43H171ZM224 44L227 46V44H228V48L226 47V46H224ZM233 44H235L234 45V47H233ZM260 46H259V45ZM44 45V44H43ZM107 45V44H106ZM128 45H127V47H128ZM158 45V44H157ZM161 45H163V44H161ZM165 45V44H164ZM239 45V46H238ZM97 46V45H96ZM95 46V47H96ZM103 46V45H102ZM101 46V47H102ZM124 46L122 45V47H123V49H124ZM153 46V45H152ZM158 46H160V45H158ZM167 46V45H166ZM170 46V45H169ZM172 46V45H171ZM180 46V45H179ZM178 46V47H179ZM231 46L235 49V51H233L232 52V49H231V52L232 53H230L229 52V49L231 48ZM235 46H237L236 48H235ZM241 46V47H240ZM253 46H256L255 48L258 50V52H260V53H257L256 51V49L253 47ZM92 47L94 48V45H92ZM91 46H90V49L92 48ZM106 47V46H105ZM119 47V46H118ZM131 47V46H130ZM132 47H134V46H132ZM136 47V48H137ZM168 47V46H167ZM240 47V48H239ZM252 48V50L253 51H249L250 53H248V51H247V48H248V50H251V48ZM264 47V46H263ZM92 48V50H94V49H96V48H94L93 49ZM98 48H99V46H98ZM108 48V47H107ZM110 48V47H109ZM112 48V47H111ZM117 48V47H116ZM126 48V47H125ZM163 48V47H162ZM165 48V47H164ZM90 49L88 50V52L90 53ZM115 49V48H114ZM119 49V48H118ZM138 49V50H139ZM158 49H159V47H158ZM233 49V50H234ZM240 49V50H239ZM91 50V51H92ZM99 50V49H98ZM103 50V49H102ZM125 50V49H124ZM162 50H164V49H162ZM175 50V49H174ZM173 50V51H174ZM176 50H179V49H177L176 48ZM175 50V51H176ZM97 51V50H96ZM113 51V50H112ZM116 51V50H115ZM123 51V50H122ZM125 51H127V50H125ZM157 51V50H156ZM172 51V50H171ZM255 51V52H254ZM85 52V51H84ZM92 52H95V50L94 51H92ZM90 53V55H92L93 53ZM102 52V51H101ZM107 52V51H106ZM105 52V53H106ZM127 52H129V51H127ZM145 52H140V50H139V53L138 54H136V56H131L132 54H133V52H132V54L130 55V56H128V55H125V56H117L116 55V57L115 56H111L112 54H110V56H111V60H109V61H107V62H110L109 64L106 62V65L104 64L105 63V61H104V63H100V62H98V63H100V66H99V64L96 66V65H92V66H94L93 68L94 69H92V70H94L93 72H92V74H91V72H89V74H91V76H94L93 74H95V76L97 77V78H99V79H101L102 81H103V77L105 78L104 80L106 81V83H108V77H109V79H110V77L111 76H113V78H115L114 76H117V78L119 77V79L118 80H121L123 83H126L125 85H127L126 87L128 88V89H130L132 86H133V82L135 83V81L136 80H141V78H143L144 77V75L146 76V74H145V72H144V70H143V66L146 64V65H148L146 62H143V60L145 59V58H150V56L149 55H147L148 57H145L144 56V54H145ZM37 52H35V54H36ZM103 53V52H102ZM116 53V52H115ZM129 53H131V52H129ZM137 53V52H136ZM143 53V54H142ZM160 53V52H159ZM253 53V54H252ZM71 54H70V58L72 59L73 58V56L71 57ZM72 54V55H73ZM85 54V53H84ZM83 54V55H84ZM86 54H88V53H86ZM96 54V53H95ZM119 54H121V52L119 53ZM228 54H229V58H228ZM252 54V55H251ZM64 55H65V57H64ZM79 55H80V53H79ZM78 55V56H79ZM80 56L81 58L80 59H82V57H84V56ZM94 55V54H93ZM135 55V54H134ZM146 55V54H145ZM173 55V54H172ZM231 55H232V57H231ZM38 56V57H39ZM67 56V57H66ZM88 56V55H87ZM87 56H85V59H88V58H86ZM95 56V55H94ZM110 56H108V57H110ZM227 58H226V57ZM35 57H37L36 55H35ZM89 57V56H88ZM145 57V58H144ZM159 57H161V56H159ZM174 57V58H173ZM232 58V60H231V58ZM64 58H65V60H64ZM69 58V59H70ZM100 58H102V56L100 57ZM148 58V59H149ZM42 59V60H41ZM53 59H54V61H53ZM74 59H75V57L72 59L73 60V62H74ZM76 59H78V60H80L78 57H76ZM75 59V61H78V60H76ZM97 59V58H96ZM99 59V58H98ZM105 59V58H104ZM148 59H146V60H144V61H147L148 63L151 61L150 59V61L148 60ZM155 59H157V58H155ZM154 59V61L153 62H150L151 63V65H152V63H154L156 60ZM161 59V58H160ZM227 59H228V61L229 60H231V62L232 63H234V65L232 64H228V63H231L230 61L228 62L227 61ZM234 59V60H233ZM153 60V59H152ZM45 61H44V63H45ZM53 61V62H52ZM63 61V62H62ZM71 61V60H70ZM83 61H85L84 60V58H83ZM86 61H88V60H86ZM193 63V64H190L191 62ZM194 61V62H193ZM38 62V61H37ZM73 62L71 63L70 62V64L71 65H73ZM141 62H143V65H142V63ZM200 62V63H199ZM50 63V64H49ZM75 63V62H74ZM88 63V62H87ZM150 63H149V65H150ZM156 63V62H155ZM195 63L198 65H195ZM56 64H58L57 66H56ZM66 64V67H67V65L69 64V62L68 63H65ZM78 64H80L81 65V62H79ZM85 64V63H84ZM84 64H82V65H84ZM101 64L103 65L104 64V66H101ZM41 65V64H40ZM75 65V64H74ZM79 65V66H80ZM81 65V66H82ZM161 65V64H160ZM196 67H195V66ZM205 65H207L206 67H205ZM70 66V65H69ZM78 65H77V63H76V65H75V69H77V68H79V67H77ZM88 66V65H87ZM92 66H91V68H92ZM50 67V68H51ZM77 67V68H76ZM146 67H148V66H146ZM159 67V66H158ZM225 67H227L226 69H225ZM46 68V67H45ZM68 68V67H67ZM71 68V67H70ZM80 68H82V67H80ZM90 68V67H89ZM149 68V67H148ZM156 68V67H155ZM171 68V72L169 73L170 75H169V78H168V83H166V82H164V79H163V76H164V71H167L168 69H170ZM223 68H224V70H223ZM235 68L237 69V70H235ZM14 69V68H13ZM12 69V72H14L15 70H13ZM18 69V70H19ZM49 69V68H48ZM83 69V68H82ZM82 69H79V70H81L82 71ZM5 70H7V71H5ZM17 70V69H16ZM17 70V71H18ZM72 70V69H71ZM90 70V69H89ZM91 70V71H92ZM156 70V69H155ZM158 70V69H157ZM160 70V69H159ZM5 71V72H4ZM19 71V72H20ZM75 71V70H74ZM78 71V70H77ZM153 71V70H152ZM152 71H150V72H152ZM170 71V70H169ZM16 72V71H15ZM52 72V71H51ZM86 72H87V69H86ZM146 72H148L149 73V71H146ZM226 72L227 71H225V74L223 73V75L225 76L226 75ZM229 72H231V70L229 71ZM17 74H18V72H16ZM54 73V72H53ZM84 73H85V71H84ZM148 73H147V75H148ZM228 73V72H227ZM12 75H13V73H11ZM165 74H166V72H165ZM231 75H229V73L227 74V76L229 77L230 76V78H231V76H233L232 74L233 73H230ZM236 74V73H235ZM237 75V74H236ZM78 76V75H77ZM90 76V75H89ZM75 77V76H74ZM95 77V78H96ZM226 78V76L225 77H222L223 79H225V80H227V79H229V78ZM242 77H243V75H242ZM257 77H258V79H257ZM35 78V77H34ZM71 78V77H70ZM76 78V77H75ZM75 78H71V80L74 82V81H76V79ZM87 78H89V77H87ZM153 78H152V80H153ZM234 78V77H233ZM237 78H238V76H237ZM239 78H241V77H239ZM73 79H75V80H73ZM93 79V78H92ZM91 79V80H92ZM147 78H144V80H146ZM222 79V81H225V80H223ZM232 79V78H231ZM230 79V80H231ZM56 80V79H55ZM79 80V79H78ZM90 80V79H89ZM90 80V81H91ZM94 80V79H93ZM92 80V81H93ZM98 80V79H97ZM111 80V79H110ZM144 80H142V81H144ZM151 80V78H150V81H152ZM245 80H247V79H245ZM244 80V81H245ZM54 81V80H53ZM84 81V80H83ZM102 81H99V83L100 82H102ZM141 81V82H142ZM221 81V82H222ZM233 81V80H232ZM81 82V81H80ZM94 82H96V79L94 80ZM94 82H92V83H94ZM137 82V81H136ZM138 82H140V81H138ZM145 82V81H144ZM153 82H154V80H153ZM248 82V83H249ZM44 83V82H43ZM79 83V82H78ZM91 83V82H90ZM103 83V82H102ZM106 83L104 84V85H106ZM111 83H112V81H111ZM131 83V84H130ZM152 83V82H151ZM189 83H190V85H189ZM225 83V82H224ZM233 83V82H232ZM246 83V82H245ZM244 83V84H245ZM251 83H252V85H251ZM18 84H17V86H18ZM48 84V83H47ZM101 84V83H100ZM99 84V85H100ZM136 84V83H135ZM135 84H134V86H135ZM138 84V83H137ZM140 84V83H139ZM191 84H192V87L194 88V90L192 91L191 90V88L192 87H190L191 86ZM222 84V83H221ZM226 84V83H225ZM16 85V84H15ZM98 85V84H97ZM102 85V84H101ZM130 85V87H128ZM155 84H153V86H154ZM189 85V86H188ZM195 85H197V87L195 86ZM219 85V86H218ZM222 85H224V84H222ZM227 85V84H226ZM231 85V84H230ZM233 85V84H232ZM248 84H246V86H247ZM46 86V85H45ZM44 86V88H46L47 86H50V85H47L46 87ZM52 86V85H51ZM96 86V85H95ZM56 87V86H55ZM126 87H124V88H126ZM187 87H189L190 88V90H189V88L187 89ZM223 87V86H222ZM249 87H247V90H248V88ZM48 88V87H47ZM46 88V89H47ZM91 88H93V87H91ZM96 88V87H95ZM102 88V87H101ZM113 88V87H112ZM50 90H51V88H49ZM48 89V90H49ZM54 89V88H53ZM52 89V90H53ZM97 89V88H96ZM117 89V88H116ZM134 89V88H133ZM164 89V90H163ZM222 89H224V88H222ZM42 90V89H41ZM93 90V89H92ZM218 90V91H219ZM43 91H45L44 89H43ZM60 91V90H59ZM118 91V90H117ZM129 91V90H128ZM167 91L168 90H166L165 91V94L167 93ZM172 91V90H171ZM175 91V90H174ZM250 91V90H249ZM47 92V91H46ZM56 92H57V90H56ZM55 92V93H56ZM109 92V91H108ZM107 92V93H108ZM131 92V91H130ZM256 92V93H255ZM10 93V92H9ZM49 93V92H48ZM113 93V92H112ZM111 93V94H112ZM168 93H171V92H168ZM47 94V93H46ZM57 94H60V93H57ZM91 94V93H90ZM119 94V93H118ZM157 94H159L158 95V97H156L155 96V98H153L154 99V101L158 98V100H156L151 106H152V109H151V111L149 110V114L147 115V120L149 121V122H151V123H153V122H156V124H157V122H158V124H159V121L158 120H160V117H161V115L163 114V112L165 111V106H167L168 107V105H166V102H168V101H170L171 99V96H172V99H173V95L171 94L170 95V97H169V94H167V97L165 96V94L164 93H161V92H159V93H157ZM164 94V95H163ZM205 94H207L208 95V98H207V96H206V98H205ZM223 94V93H222ZM42 95V94H41ZM51 95V93L49 94V95H46V97L45 98H48L49 96ZM202 95H203V97H202ZM225 95V94H224ZM15 96V95H14ZM48 96V97H47ZM57 96V95H56ZM94 96V95H93ZM58 97V96H57ZM57 97H55V96H50L48 99H47V101H46V99L44 100V97L42 96V98H43V100L45 101V104H47L48 106H50V108H52L53 107V109H57L56 107H57V103H59V101H57L58 100V98ZM60 97V96H59ZM114 97V96H113ZM123 97V96H122ZM135 97V96H134ZM137 97V96H136ZM179 97V98H180ZM254 97V98H255ZM224 98V97H223ZM262 98H263V100H262ZM3 98H1L0 99V110H1V112L3 113V112H5L10 118H14V120H15V118L17 119V122L16 123H11V121H10V118H9V121H10V123L11 124H7V123H1L0 122V160H2V159H4L3 157H5L6 155H9L10 153H12V155H13V153H14V155L17 157V160H15L16 161V163H17V161L19 162V163H17L18 165L19 164H21V165H23V166H25V165H27V163L29 162V160H28V158H27V155H26V152L22 149L21 150V147H18V146H16L15 144H17V141L16 140H18L17 138H19L20 137V134H25V131L27 132L28 131V124L25 122V121H23L25 118V116H26V114H28L27 112H26V110H28V109H26L25 107H26V105H25V107L23 106V104L24 103H22L21 105L24 107V109H26V110H24L23 109V107H21V105H19V104H14V107H13V105H12V107L10 106L11 105V103H10V105L8 104V106H7V104H3L6 100L5 99H7V98H5L3 101H1ZM13 99V98H12ZM11 99V97H10V99L9 100H12ZM119 99V98H118ZM206 99V100H205ZM258 99V98H257ZM41 101H42V99H40ZM61 100V99H60ZM222 100V101H221ZM255 100H256V98H255ZM43 101V102H44ZM57 101V105L55 104V102ZM172 101V100H171ZM240 101V100H239ZM1 102H3V103H1ZM8 102H10V101H8ZM8 102H6V103H8ZM41 103V102H39V103H41V104H43L44 106H47V105H45L44 103ZM153 102V101H152ZM12 103H15V102H12ZM168 103H170V102H168ZM222 103V104H221ZM238 103V102H237ZM255 103V102H254ZM258 103V102H257ZM264 103V102H263ZM263 103H259L260 104V107H261V104H263ZM172 104V103H171ZM170 104V105H171ZM256 104V103H255ZM258 104V105H259ZM19 105V106H18ZM42 105V106H43ZM173 105V104H172ZM194 105L196 106V107H194ZM18 106V107H17ZM54 106H56L55 108H54ZM183 106V105H182ZM223 106V107H222ZM225 107H228V105L227 106H225ZM244 107V106H243ZM252 107H254V105L252 106ZM259 106H258V108H260ZM262 107H264V104H263V106ZM43 108V107H42ZM41 108V109H42ZM184 108V109H185ZM257 108V106H256V109L257 110H259ZM44 109H45V107H44ZM148 109H149V107H148ZM147 109V110H148ZM172 109V108H171ZM176 109V108H175ZM180 109V108H179ZM225 109H227V108H225ZM235 109H236V107H235ZM248 109H249V107H248ZM255 109V108H254ZM261 109V108H260ZM3 110V111H2ZM46 110H48V109H46ZM228 110V109H227ZM227 110H226V113H227ZM261 110H263V108L261 109ZM180 111V110H179ZM236 111H238L237 109H236ZM235 111V112H236ZM47 112V111H46ZM51 112H52V110H51ZM55 112H57V111H55ZM59 112V111H58ZM146 112V111H145ZM148 112V111H147ZM239 112V111H238ZM238 112H236L235 114H237ZM257 112V111H256ZM256 112H255V114H256ZM260 112V111H259ZM5 113H3V114H5ZM49 113V112H48ZM170 113H171V111H170ZM263 113H264V111H263ZM262 113V111H261V113H257V114H263ZM185 114V113H184ZM240 114V113H239ZM256 114V115H257ZM181 115V114H180ZM221 115H225L223 118H225V120L224 121H226V123L225 122H221ZM261 115H258V117L259 116H261ZM58 116H60V115H58ZM241 116H242V114H241ZM249 116V115H248ZM253 116V115H252ZM264 116V115H263ZM3 117V116H2ZM27 117L28 116H26V119H27ZM62 117V116H61ZM64 117V116H63ZM111 117V116H110ZM164 117H166V116H164ZM220 117V118H219ZM229 117V116H228ZM254 117V116H253ZM257 117V116H256ZM262 117V116H261ZM5 118V117H4ZM24 118V119H23ZM177 118V117H176ZM229 118H231V117H229ZM228 118V119H229ZM248 118V117H247ZM25 119V120H26ZM158 119V120H157ZM193 119V118H192ZM204 119H209L208 121H205ZM235 119V118H234ZM240 119V118H239ZM238 119V121H239V123H238V125L243 129V127L245 128V125H246V118H244V120L245 121H243V118H242V120H239ZM252 119H254V118H252ZM251 119V120H252ZM260 119V118H259ZM11 120H13V119H11ZM13 120V121H14ZM29 120V119H28ZM42 119H39V122H37V127H34L36 130H37V133L39 134L40 132L42 133H40V135L43 137H41V139L39 138L40 137V135H39V140L38 141H36V143H35V151H37V153H40L39 155L41 156V154L43 153V152H45V151H48L49 152V150H50V145H52L51 143H54V142H52V139L50 138V134H51V132H50V129H51V127H53L54 126V123H56V121L54 122V120L53 121H51V123L50 122H48V120H42ZM176 120V119H175ZM255 120V119H254ZM0 121H2L1 119H0ZM6 121V120H5ZM27 121V120H26ZM162 121V120H161ZM248 121V120H247ZM250 121V120H249ZM8 122V121H7ZM87 122V121H86ZM121 122V121H120ZM169 122V121H168ZM245 122V125L243 124ZM251 122V121H250ZM249 122V123H250ZM27 125H26V124ZM35 123V122H34ZM51 124V125H50ZM156 124H154V125H156ZM158 124L156 125V126H158ZM213 124V125H212ZM256 124V123H255ZM34 125V124H33ZM53 125V126H52ZM151 125V124H150ZM162 125V124H161ZM226 125H228V127H230V129H228V127H226ZM232 125V124H231ZM236 125V124H235ZM238 125H236L237 126V129L235 130V128H234V130L236 131V132H238L239 131V126ZM26 126H27V128H26ZM36 126V125H35ZM160 126V125H159ZM247 126V125H246ZM263 126V125H262ZM261 126V127H262ZM33 127V126H32ZM200 127H198L199 129H201ZM212 127V128H211ZM30 128V127H29ZM54 128H56L55 126H54ZM54 128H52V129H54ZM151 128V127H150ZM159 128V127H158ZM208 128L210 129V131L208 130ZM225 128H227L228 130H225ZM240 128V129H241ZM264 128V127H263ZM52 129H51V131H52ZM66 129V130H65ZM64 130H65V132L67 133H69V131H67L68 130V127L66 126V128H65ZM77 129V128H76ZM87 129V128H86ZM85 129V126L84 127H80V129H78V132H76V135L75 136H77V137H75V138H77L76 140H77V142H78V144H77V149L75 150L76 152H74L73 154H74V156H75V154H77V156H81L80 158L82 159L83 158V161L81 160L80 162H84L85 163V160L84 159H90L91 160V156H92V154H93V149H92V147H93V142L95 143V141H93L92 142V140L90 139V136H89V134L87 133V130ZM153 129V128H152ZM246 129V128H245ZM260 129H262V128H260ZM259 129V130H260ZM30 130V129H29ZM63 130V131H64ZM145 130H146V128H145ZM218 130V131H217ZM233 129L231 130L234 134H232V135H235L236 136V134L238 135V133H235V131H234ZM264 130V129H263ZM56 131V130H55ZM141 131H143L144 132V130H141ZM140 131V132H141ZM148 130H146L145 131V133H142L141 132V136H139V134H138V138H140V139H138L137 138V140L139 141H137L136 140V143L135 144H138V145H140V146H145V142H147L148 140H149V136H148V132H147ZM202 131V130H201ZM202 131V132H203ZM209 131V132H208ZM215 131H217V132H215ZM224 131H225V133H226V131H227V133L225 134L224 133ZM33 132H35L36 133V131H34L33 130ZM74 132V131H73ZM72 132V133H73ZM88 132H89V130H88ZM147 132V133H146ZM149 132H150V134H151V132H153V131H151V129L149 130ZM155 133H156V135H157V131L155 130L154 131ZM153 132V133H154ZM163 132V131H162ZM194 132V131H193ZM99 133V132H98ZM153 133L151 134V135H153ZM32 134H34V133H32ZM37 134V135H38ZM55 134V133H54ZM92 134V133H91ZM117 134V133H116ZM145 134H147V135H145ZM149 134V135H150ZM223 136H221V135ZM259 134H261V136H262V134L263 133H261V131H260V133H258V137H256V138H254L255 136H253L252 135V138L251 137H247V138H245V140L247 139V141L248 142H244V140L242 141L243 142V147L242 146H240L241 148H239L238 147V144H237V146L236 147H238L239 149H241L242 151L244 150V153L242 152V154H244L245 156L244 157H246V159H247V162H249L250 160H251V162H253L254 161V159H255V157H256V155L258 156L259 154H261V153H258V152H260L258 149L260 148L259 147V144L260 143H263V144H261L260 146H261V149L263 150V146L262 145H264V142H260L261 140H262V138H261V140H260V137L261 136H259ZM27 135V134H26ZM64 135H66V134H64ZM155 135V134H154ZM155 135V137L153 138V137H151V139L152 140H157L158 139V137ZM159 135H161V133L159 132ZM207 135V134H206ZM227 137H226V136ZM242 135V134H241ZM240 135V136H241ZM244 135V134H243ZM33 136V135H32ZM31 136V137H32ZM35 136V135H34ZM55 136V135H54ZM53 136V137H54ZM70 136V135H69ZM106 136V135H105ZM146 136H148L149 138H144V137ZM162 136L163 135H161V137L160 138H162ZM194 136V135H193ZM215 136V137H214ZM225 136V137H224ZM235 136H233L234 137V140H236V137ZM245 136V135H244ZM263 136H264V134H263ZM74 137V136H73ZM184 137V136H183ZM192 137V136H191ZM207 137H210V136H208L207 135ZM239 137V136H238ZM58 138V137H57ZM68 138V137H67ZM66 138V139H67ZM159 138V139H160ZM168 138V137H167ZM248 138H250V139H252L251 141H249L250 139H248ZM36 139V138H35ZM121 139V138H120ZM158 139V140H159ZM187 139V138H186ZM208 139V138H207ZM225 139H224V141H225ZM243 139H244V137H243ZM97 140V139H96ZM147 140V141H146ZM163 140V139H162ZM212 138H210V140L209 141H211L212 142ZM238 140V139H237ZM73 141V140H72ZM150 141V140H149ZM148 141V142H149ZM160 141H161V139H160ZM165 141V140H164ZM164 141H163V143H164ZM188 141V140H187ZM208 141V140H207ZM206 141V142H207ZM219 141V142H220ZM228 141V140H227ZM231 141V140H230ZM229 141V142H230ZM239 141L241 142V139L239 138ZM239 141H237V142H239ZM147 142V143H148ZM153 142V141H152ZM189 142V141H188ZM194 142V141H193ZM210 142V143H211ZM241 142V143H242ZM103 143V142H102ZM156 143H157V141H156ZM155 143V144H156ZM159 143H161V142H159ZM158 143V144H159ZM214 143H213V146H214ZM221 143V142H220ZM226 143V142H225ZM221 144H223V143H221ZM230 144V143H229ZM96 145V144H95ZM205 146H208L209 147V143H208V145H206V144H204ZM219 145V144H218ZM218 145L216 146V147H218ZM53 146H54V144H53ZM57 146V145H56ZM71 146V145H70ZM147 146V145H146ZM145 146V147H146ZM212 146V147H213ZM214 146V147H215ZM220 146V145H219ZM224 146V145H223ZM222 146V147H223ZM154 147V146H153ZM203 147V146H202ZM207 147V148H208ZM211 147V146H210ZM209 147V149H212V150H214V149H217V148H210ZM259 147V148H258ZM49 148V149H48ZM52 148V147H51ZM69 148V147H68ZM221 148V147H220ZM48 149V150H47ZM61 149V148H60ZM63 149V148H62ZM143 149V148H142ZM208 149V151H210ZM236 149V148H235ZM205 150V149H204ZM203 150V151H204ZM207 150V149H206ZM225 150H226V148H225ZM261 150V152H262V154L261 155H263V151ZM67 151V150H66ZM152 151V150H151ZM150 151V152H151ZM258 151V152H257ZM68 152V151H67ZM70 152V151H69ZM73 152V151H72ZM149 152V151H148ZM205 152V151H204ZM36 153V154H37ZM115 153V152H114ZM161 153V152H160ZM206 153V152H205ZM216 153V152H215ZM223 153V152H222ZM72 154V155H73ZM204 154V153H203ZM208 154V153H207ZM211 154V153H210ZM213 154H214V152H213ZM241 154V155H242ZM11 155V154H10ZM206 155V154H205ZM217 155V154H216ZM222 155V154H221ZM44 156V155H43ZM164 156V155H163ZM238 156H239V154H238ZM72 157V156H71ZM78 157V158H79ZM93 157V156H92ZM259 157V156H258ZM8 158V157H7ZM36 158V157H35ZM75 158V157H74ZM78 158H75V159H78ZM194 158V157H193ZM232 158V157H231ZM254 158V159H253ZM257 158V157H256ZM226 159V158H225ZM245 159V160H246ZM5 160H6V158H5ZM4 160V161H5ZM42 160H44V159H42ZM80 160V159H79ZM79 160H77V161H79ZM249 160V161H248ZM253 160V161H252ZM259 160V159H258ZM6 161H8V160H6ZM5 161V162H6ZM41 161V160H40ZM232 161V160H231ZM260 161V160H259ZM2 162V161H1ZM34 162V161H33ZM65 162V161H64ZM89 162V161H88ZM91 162V161H90ZM227 162V161H226ZM229 162H230V160H229ZM234 162V161H233ZM255 162H257V160L255 159ZM255 162L253 163V165L255 166V169H254V171L257 169L258 170V168H260V166L258 165V162L255 164ZM3 163V162H2ZM55 163V162H54ZM53 163V164H54ZM67 163V162H66ZM74 163V162H73ZM100 163V162H99ZM188 163V162H187ZM193 163V162H192ZM198 163V162H197ZM239 163V162H238ZM36 164V163H35ZM39 164V163H38ZM44 164V163H43ZM48 164V163H47ZM44 165V166H46V167H48L49 169H47L46 171H44V170H42L41 172H40V170H41V167L40 166H42V164H39L38 166H39V168H40V170H38L39 168H35V169H37L38 171H35L34 172V170L35 169H33V170H31V172H29L30 173V175L28 174V172H27V166H25V169H27L25 172H27V176L29 175V183L28 184H26L25 182L23 183H21V185H19V186H17V187H12V188H8V190L7 191H5L4 192V189H3V193L4 194H7V197L9 196L10 198H12V200H13V202H14V206H18V208H20V214H19V216H18V219H20V220H18L17 219V221H20L19 223L17 222V225L19 224V226H17V228L18 229H20L21 228V230L23 231H25V232H27L26 230H28V232H30L29 230H32L31 231V233L32 234H34V232H36V228H38V226L37 225H34V226H36L35 227V229H34V226L32 225V219H33V221H35V219L36 218H34V217H37L38 218V220H39V230H37V233H39L40 235L42 234V238H43V236H48V237H50L49 235H55V236H57V234H59V233H62L63 232V230H65L66 231V228L67 227H69L70 225L72 226V224L71 223H73L72 222V220L73 219H76V216H79V215H77V211H79L80 209H79V207L85 202V201H87L86 200V198H87V195L88 194H91L92 192L91 191H93L94 192V190H95V188H98L99 189V191H101V192H103V193H105V192H109L111 189H112V187H113V185H114V179H115V175L117 174H114L115 172H111L110 170L108 171H101L100 172V174L97 176V177H95L93 174L95 173L94 171L92 172L93 174V176H91V174H87L86 172H84V170L83 171H79L78 169V171L79 172H74V173H62V171L61 170H58L57 169V171L56 170H54L53 169V171H52V165L51 166H49V165ZM57 164V163H56ZM55 164V165H56ZM71 164V163H70ZM91 164V163H90ZM190 164V163H189ZM233 164V163H232ZM242 164V163H241ZM240 164V165H241ZM249 164V163H248ZM251 164V163H250ZM14 165V164H13ZM78 165V164H77ZM88 165V164H87ZM94 165V164H93ZM193 165V164H192ZM195 165V164H194ZM193 165V166H194ZM197 165V164H196ZM202 165V164H201ZM246 165V164H245ZM264 165V164H263ZM3 166V165H2ZM54 166V165H53ZM57 166V165H56ZM83 165H81V167H82ZM253 166V167H254ZM55 167V166H54ZM80 167V168H81ZM97 167V166H96ZM107 167V166H106ZM192 167V166H191ZM196 167V166H195ZM11 168V167H10ZM20 165H19V170H20ZM23 168L24 167H22V170H23ZM33 168V167H32ZM42 168H44L43 166H42ZM74 168V167H73ZM85 168V167H84ZM93 168H95V167H93ZM104 168V167H103ZM261 168H263V167H261ZM30 169V168H29ZM56 169V168H55ZM83 168H81V170H82ZM89 169V168H88ZM109 169H110V167H109ZM197 169V168H196ZM264 169V168H263ZM262 169V170H263ZM49 170H51L50 172H49ZM68 170V169H67ZM72 170V169H71ZM76 170V169H75ZM237 170V169H236ZM239 170V169H238ZM21 171V170H20ZM54 171H55V173L56 172H58V174H57V176L59 177V175H61L62 176V178H63V176H64V178H65V182H67V183H65L64 181H61L60 183H64L65 185H66V187H68V188H65V189H63V188H61V186H63V185H59V187L61 188V190L58 188V184H57V187H54V186H52L53 185V183L54 182H52L53 180V177H55V173H54ZM61 171V172H60ZM68 172V171H67ZM73 172V171H72ZM22 173V172H21ZM118 173H120V172H118ZM236 173H239V174H237V175H240V176H234V175H236L235 174V172L233 173L234 175L233 176H231V178L233 177H235L234 179H237L238 177H241L242 175H241V172H236ZM96 174V173H95ZM232 174V173H231ZM251 174H253V173H251ZM258 174V173H257ZM118 175V174H117ZM120 175V174H119ZM119 175H118V177H119ZM123 175V174H122ZM230 175V174H229ZM248 175V174H247ZM56 176V177H57ZM250 176V175H249ZM248 176V177H249ZM56 177L54 178V180H56V183H58L57 182V180L59 181V179H61V178H58V179H56ZM117 177V176H116ZM218 177V176H217ZM262 177V176H261ZM52 178V179H51ZM64 178H63V180H64ZM182 178V177H181ZM122 179V178H121ZM216 179V178H215ZM214 179V180H215ZM230 179V178H229ZM239 179V178H238ZM258 179V178H257ZM52 180V181H51ZM115 181H116V179H115ZM230 181H232V180H230ZM242 181V180H241ZM240 181V182H241ZM250 181V182H249ZM248 181V179L247 180H244L242 183H240L239 181V183H240V187L238 188V189H235L236 191H239V193L241 192V191H250L251 189H252V181L251 180H249ZM120 182V181H119ZM126 182V181H125ZM237 182V181H236ZM29 184H31V185H35V186H37L38 187V202H37V206H34V207H31V206H25V207H22V204H21V200H22V190H23V187L25 186V185H29ZM120 184V183H119ZM122 184V183H121ZM132 184V183H131ZM257 184V183H256ZM116 185H117V183H116ZM115 185V186H116ZM214 185V184H213ZM99 186V187H98ZM237 186V185H236ZM256 186V185H255ZM129 187V186H128ZM132 187V186H131ZM238 187V186H237ZM117 188H118V186H117ZM211 188H212V186H211ZM215 188V187H214ZM228 188H230V190L232 189V186H230V187H228ZM236 188V187H235ZM63 189V190H62ZM67 189V190H66ZM115 189V188H114ZM209 189V188H208ZM129 190V189H128ZM165 190V189H164ZM163 190V191H164ZM254 190H255V188H254ZM257 190L258 191H260V192H264V184L263 183H260V184H258V186H257ZM115 191V190H114ZM119 191V190H118ZM234 191V190H233ZM1 192V191H0ZM89 192H91V193H89ZM154 192V191H153ZM231 192V191H230ZM97 193V192H96ZM121 193V192H120ZM148 193V192H147ZM93 194V193H92ZM164 194V193H163ZM162 194V198H160V199H162V200H160V204L162 205V203H163V206H161L160 205V207L162 208L163 207V209L161 210V208H160V212L158 211L157 212V214L156 215H152L153 217H154V219H151V216H149L150 217V219H151V221L149 222V224H147L148 226H147V228H144L143 227V229H145V230H143V232L141 233V234H139V236H137V239H136V241H135V245H134V248H133V253H132V255H133V258H132V260L133 261H135L136 259H138V262H139V260L141 259V258H144L143 256L145 255H143L142 254V256H141V258H140V255H141V252H142V250L144 249V251H143V253L144 252H146L145 250L147 249V251L149 250V248L150 247H157V246H159V248L158 249H161L160 248V246H164V245H166V247H164V249H170V250H172L171 248L174 246L175 248L176 247H178V246H175V245H177V243H179L178 241H180V243H181V241H183L184 239H185V237L187 236H189V235H187L188 234V232L189 233H191L189 230H191L190 228L192 227L191 226V224H192V218H194L195 216H196V214H194L195 212H194V210L195 209H193V204L195 205L196 204V202L194 203V199L196 198H194L193 199V197H192V195H191V197L188 195L187 196V194L185 195V196H183V197H179V198H174V199H172V197H173V195H171V194H169L168 193V190H167V193H166V196H164ZM167 194L168 195H171V197H167ZM94 195H95V193H94ZM97 195V194H96ZM100 195V194H99ZM89 196V195H88ZM104 196V195H103ZM135 196V195H134ZM133 196V197H134ZM147 196V195H146ZM68 197H69V199H68ZM135 198V197H134ZM158 198V197H157ZM88 200H89V198H87ZM103 199V198H102ZM102 199H100V200H102ZM105 199V198H104ZM118 199H120V198H118ZM150 199V198H149ZM156 199V198H155ZM98 202H100V201H98ZM90 203H91V201H90ZM154 203V202H153ZM16 204V205H15ZM101 204V203H100ZM150 204V203H149ZM93 205H95V204H93ZM102 205V204H101ZM100 205V206H101ZM159 205V204H158ZM157 205V206H158ZM198 205V204H197ZM83 206V205H82ZM99 206V207H100ZM95 207V206H94ZM91 208H93V206L91 207ZM13 209H14V207L12 208H10V210L11 211H13ZM158 209H159V207H158ZM81 210H83V209H81ZM80 210V211H81ZM85 210V209H84ZM155 210H156V208H155ZM8 211V210H7ZM252 211V210H251ZM83 212V211H82ZM85 212V211H84ZM146 212V211H145ZM154 212V211H153ZM13 213V212H12ZM148 213V212H147ZM197 213V212H196ZM6 214V213H5ZM11 214V213H10ZM81 214H83V213H81ZM150 214V213H149ZM148 214V215H149ZM153 214V213H152ZM192 215H195V216H192ZM12 216V215H11ZM145 216V215H144ZM156 216V217H155ZM13 217V219L14 218H16L15 216H12ZM12 217H11V219H10V221H9V223L11 224V225H13V223L14 222H16L15 221V219H14V221L12 220ZM195 219V218H194ZM12 220V221H11ZM37 220V219H36ZM219 220V219H218ZM148 221V220H147ZM36 222V221H35ZM76 222V221H75ZM37 222L35 223V224H38ZM70 223V225L69 226H67L66 227V225H68ZM15 224V223H14ZM15 226H16V224H15ZM32 226H33V228H32ZM20 227V228H19ZM66 227V228H65ZM146 227V226H145ZM65 228V229H64ZM75 228V227H74ZM140 228V227H139ZM142 228V227H141ZM69 229V228H68ZM33 230H35L34 232H33ZM21 231V232H22ZM23 231V232H24ZM36 233V234H37ZM139 233V232H138ZM35 234V235H36ZM38 234V235H39ZM62 234H64V232L62 233ZM23 235V234H22ZM26 235V234H25ZM28 235V234H27ZM39 235V236H40ZM65 235H66V233H65ZM69 235V234H68ZM67 235V236H68ZM36 237V236H35ZM38 237V236H37ZM41 237V236H40ZM47 237V238H48ZM63 237H65V236H63ZM22 238H24V237H22ZM44 238H46V237H44ZM14 239V238H13ZM65 239V238H64ZM17 240V239H16ZM15 240V241H16ZM25 240V239H24ZM187 240V239H186ZM186 240H184L183 242H185ZM177 241V242H176ZM231 241V240H230ZM2 242V241H1ZM11 242V241H10ZM241 243V242H240ZM4 244V243H3ZM15 244V243H14ZM25 244V243H24ZM27 244V243H26ZM250 244V243H249ZM231 245V244H230ZM235 245H236V248H238L239 247V242H237V243H235ZM241 245V244H240ZM252 245V244H251ZM9 246V245H8ZM167 246L169 247V248H167ZM181 246V245H180ZM179 246V247H180ZM155 247V248H156ZM173 247V249L175 250V248ZM178 247V248H179ZM249 247V246H248ZM12 248V247H11ZM181 248V247H180ZM225 248V247H224ZM240 248V247H239ZM238 248V249H239ZM9 249H10V247H9ZM151 249V248H150ZM163 249V250H164ZM235 249V248H234ZM5 250V249H4ZM154 250V249H153ZM176 250H178L177 248H176ZM182 250H183V248H182ZM249 250V249H248ZM151 251V250H150ZM159 251V250H158ZM236 251H238L237 249H236ZM260 251V247H258V246H251V249H250V252H248L247 254L245 253V254H243L244 255V264H259L258 263V259L259 258H255V253H257V252H259ZM149 252V251H148ZM147 252V253H148ZM166 252V251H165ZM233 253V252H232ZM25 257V256H24ZM149 257V256H148ZM147 257V258H148ZM151 260V259H150ZM233 260V259H232ZM137 261V260H136ZM147 261V260H146ZM169 262V261H168ZM229 262V261H228ZM134 263V262H133ZM144 263V262H143ZM261 263V262H260ZM136 264H139V263H136Z\"/></svg>", "mask_w": 264, "mask_h": 264}, {"label": "water", "instance_id": "3", "mask_svg": "<svg viewBox=\"0 0 264 264\" xmlns=\"http://www.w3.org/2000/svg\"><path fill=\"white\" fill-rule=\"evenodd\" d=\"M38 202V187L35 185H25L22 190V203L25 206L34 207Z\"/></svg>", "mask_w": 264, "mask_h": 264}, {"label": "built area", "instance_id": "4", "mask_svg": "<svg viewBox=\"0 0 264 264\" xmlns=\"http://www.w3.org/2000/svg\"><path fill=\"white\" fill-rule=\"evenodd\" d=\"M18 212H17V210L16 209H14L13 210V214H17Z\"/></svg>", "mask_w": 264, "mask_h": 264}]
</instances>
